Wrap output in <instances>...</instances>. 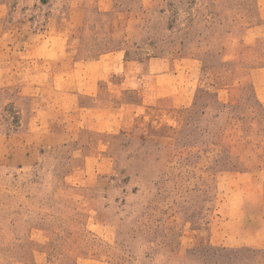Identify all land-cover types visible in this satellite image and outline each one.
<instances>
[{
    "label": "rangeland",
    "instance_id": "obj_1",
    "mask_svg": "<svg viewBox=\"0 0 264 264\" xmlns=\"http://www.w3.org/2000/svg\"><path fill=\"white\" fill-rule=\"evenodd\" d=\"M262 170L264 0H0V264H264Z\"/></svg>",
    "mask_w": 264,
    "mask_h": 264
},
{
    "label": "crops",
    "instance_id": "obj_2",
    "mask_svg": "<svg viewBox=\"0 0 264 264\" xmlns=\"http://www.w3.org/2000/svg\"><path fill=\"white\" fill-rule=\"evenodd\" d=\"M143 79H146V77H143V78L133 77L131 79L126 78L125 81H122V83L115 84V88L118 87V88H120L121 91L122 90L124 91L126 89L127 90H133L134 88L137 89L138 83L142 82ZM130 85H133V87H129ZM158 90H160L162 92L167 91L168 87L164 84H160L158 86ZM143 95H144V93H143ZM144 99H145V95H144ZM129 104H127L126 106L130 107ZM145 104H147V101L146 102L143 101L142 103H140V105L138 107H145ZM130 119H131V113L129 111L128 112L124 111V113L122 114V120L120 122V125L126 124ZM254 176H258V179L260 180V184L264 186V170H262L259 174H256ZM263 206H264V203H263ZM259 225H262L264 227V215L260 216V224ZM244 244H246V243H244ZM263 245H264V243H263ZM263 245L258 244V247L263 246Z\"/></svg>",
    "mask_w": 264,
    "mask_h": 264
}]
</instances>
